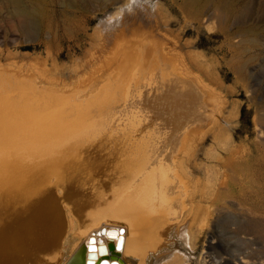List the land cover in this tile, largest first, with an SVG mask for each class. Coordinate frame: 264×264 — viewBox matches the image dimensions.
I'll use <instances>...</instances> for the list:
<instances>
[{"label":"bare ground","instance_id":"6f19581e","mask_svg":"<svg viewBox=\"0 0 264 264\" xmlns=\"http://www.w3.org/2000/svg\"><path fill=\"white\" fill-rule=\"evenodd\" d=\"M35 14L16 11L24 27ZM136 48L115 97L102 84L88 103L58 97L60 109L38 118L42 101L27 88L21 104L0 97V264H85L91 241L97 262L264 264V175L253 177L251 150L239 153L223 134V111L233 121L237 104L227 109L155 43ZM142 77L151 97L126 105ZM241 197L254 199L257 214ZM227 205L242 221L203 247L208 228L230 216Z\"/></svg>","mask_w":264,"mask_h":264},{"label":"rangeland","instance_id":"374dc122","mask_svg":"<svg viewBox=\"0 0 264 264\" xmlns=\"http://www.w3.org/2000/svg\"><path fill=\"white\" fill-rule=\"evenodd\" d=\"M189 1L0 0V66L31 76L41 86L86 89L113 84L107 86L111 87L112 98L134 70L131 56L136 54V47L142 49L153 42L180 64L183 76H198L218 92L227 109L237 104L239 114L233 121H227V110L223 111V134L231 138L232 147L239 153L251 150L252 176L264 175V0ZM18 9H35L32 27L20 25ZM26 47L30 50H23ZM148 83L142 77L136 84L138 92H131L126 105L149 100L152 88ZM11 87L9 95H1L0 91V97L21 104L23 89ZM33 93L42 101L34 117L60 109L53 104L58 97L50 99ZM212 144L209 135L196 153L194 169L199 170L198 163H204V152ZM217 151L223 152L219 148ZM226 200L236 203V198ZM238 201L242 209L255 212L253 198L241 197ZM226 207L230 216L208 228L203 247L209 238L216 243L242 221L234 207ZM177 248L185 252L181 241H177Z\"/></svg>","mask_w":264,"mask_h":264},{"label":"water","instance_id":"95a60500","mask_svg":"<svg viewBox=\"0 0 264 264\" xmlns=\"http://www.w3.org/2000/svg\"><path fill=\"white\" fill-rule=\"evenodd\" d=\"M140 43L142 42L137 43V45H139ZM0 80L3 83V85L0 84L1 86L0 91L2 94H5V95L8 92L7 90L12 88L11 86H16L19 88L21 86L23 87L27 86V87H31L33 89L32 90L33 92L41 95L44 98H46V96L48 98L65 96V98L68 97L69 99H71V102L77 103V104L88 103L89 100H91L94 97L92 91L94 89L97 90L99 86V85H96L95 87H93L94 86L93 85V86L87 87L86 89L80 88V87L55 88V87H50V86H41V85H37L35 83V80L31 76H26L24 74L22 75L20 73H17L11 70H5L1 66H0ZM90 243L91 244L89 245V252L87 254V260L85 261V264H119V262L116 261V257L114 256L110 257V259L112 260L111 262H108L107 260H100L99 262H97V257H96L97 249L95 248L93 241H91ZM90 249H95V251H90ZM101 249H103V244H100L99 251L102 257L106 256V251L103 252V250Z\"/></svg>","mask_w":264,"mask_h":264},{"label":"trees","instance_id":"16d2710c","mask_svg":"<svg viewBox=\"0 0 264 264\" xmlns=\"http://www.w3.org/2000/svg\"><path fill=\"white\" fill-rule=\"evenodd\" d=\"M23 50L27 51V50H30V48H29V47H26V48H24Z\"/></svg>","mask_w":264,"mask_h":264},{"label":"snow or ice","instance_id":"6c2138e0","mask_svg":"<svg viewBox=\"0 0 264 264\" xmlns=\"http://www.w3.org/2000/svg\"><path fill=\"white\" fill-rule=\"evenodd\" d=\"M101 250H103V249H101ZM90 251H95V249H90Z\"/></svg>","mask_w":264,"mask_h":264}]
</instances>
